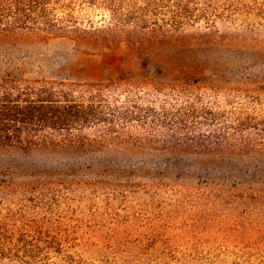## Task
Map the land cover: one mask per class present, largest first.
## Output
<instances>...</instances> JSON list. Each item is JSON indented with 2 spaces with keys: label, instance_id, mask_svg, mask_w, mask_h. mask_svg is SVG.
<instances>
[{
  "label": "rangeland",
  "instance_id": "rangeland-1",
  "mask_svg": "<svg viewBox=\"0 0 264 264\" xmlns=\"http://www.w3.org/2000/svg\"><path fill=\"white\" fill-rule=\"evenodd\" d=\"M157 3L149 18L163 25L159 47L19 35L0 44V74L167 89L194 80L183 102L197 97L221 127L238 115L264 119V0ZM166 139L139 150L0 153V234L42 239L33 257L5 254L0 264H264V149L206 152Z\"/></svg>",
  "mask_w": 264,
  "mask_h": 264
},
{
  "label": "trees",
  "instance_id": "trees-1",
  "mask_svg": "<svg viewBox=\"0 0 264 264\" xmlns=\"http://www.w3.org/2000/svg\"><path fill=\"white\" fill-rule=\"evenodd\" d=\"M158 0H0V44L19 35L67 38L79 44L124 42L141 52L159 47L163 25L152 22ZM175 28L176 22L167 23ZM164 35V36H163ZM193 85V86H192ZM196 81L164 88L150 80H29L0 74V153L34 149L84 154L116 146L139 150L165 135L174 148L206 152L264 149V119L238 117L221 127L220 113L184 96ZM219 123V124H218ZM231 131V132H230ZM253 133L256 138L249 136ZM0 234V258L33 257L40 236Z\"/></svg>",
  "mask_w": 264,
  "mask_h": 264
}]
</instances>
